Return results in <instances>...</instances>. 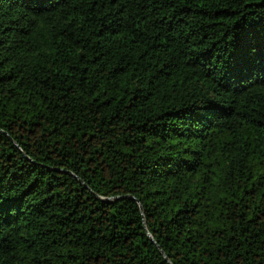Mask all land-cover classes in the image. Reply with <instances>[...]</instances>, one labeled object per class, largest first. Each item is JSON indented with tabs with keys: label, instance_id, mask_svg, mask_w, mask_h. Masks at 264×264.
Segmentation results:
<instances>
[{
	"label": "trees",
	"instance_id": "obj_1",
	"mask_svg": "<svg viewBox=\"0 0 264 264\" xmlns=\"http://www.w3.org/2000/svg\"><path fill=\"white\" fill-rule=\"evenodd\" d=\"M262 57L264 0H0V264H264Z\"/></svg>",
	"mask_w": 264,
	"mask_h": 264
},
{
	"label": "snow or ice",
	"instance_id": "obj_2",
	"mask_svg": "<svg viewBox=\"0 0 264 264\" xmlns=\"http://www.w3.org/2000/svg\"><path fill=\"white\" fill-rule=\"evenodd\" d=\"M29 3L39 6L43 3V0H29ZM237 47L239 48V45H237ZM246 53V57H241L236 61L235 67H232L231 65H228V67H221L220 69L212 67L209 69V71H220L225 74H227L228 72L243 74L245 71H247V73L251 75L254 67L256 53L251 47L246 49ZM225 63L227 64V61ZM260 70L264 71V57L261 58ZM0 198H2V196H0Z\"/></svg>",
	"mask_w": 264,
	"mask_h": 264
}]
</instances>
